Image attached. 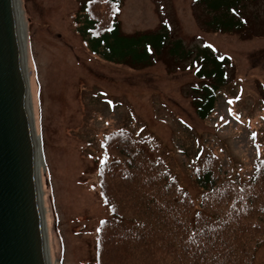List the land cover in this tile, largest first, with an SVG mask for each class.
Returning a JSON list of instances; mask_svg holds the SVG:
<instances>
[{
    "label": "rangeland",
    "instance_id": "1",
    "mask_svg": "<svg viewBox=\"0 0 264 264\" xmlns=\"http://www.w3.org/2000/svg\"><path fill=\"white\" fill-rule=\"evenodd\" d=\"M87 2L20 0L52 264L95 263L97 230L110 216L98 175L101 144L110 133L125 130L155 140L196 200L201 190L192 165L203 154L215 155L227 178L243 180L264 161V4L251 6L249 14L260 21L251 18L255 30L241 35L208 31L194 0H123L111 11L100 2V13H111L124 34L165 26L193 58L208 49L229 59L215 111L201 120L193 105V89L201 85L193 58L164 55L144 68L101 59L77 32L76 17ZM254 264H264V243Z\"/></svg>",
    "mask_w": 264,
    "mask_h": 264
},
{
    "label": "trees",
    "instance_id": "2",
    "mask_svg": "<svg viewBox=\"0 0 264 264\" xmlns=\"http://www.w3.org/2000/svg\"><path fill=\"white\" fill-rule=\"evenodd\" d=\"M102 1L109 11L123 2L88 0L75 20L92 54L133 68L151 66L164 55L172 61L193 58L181 40H171L165 26L124 34L111 13H100ZM263 4L264 0H194L206 16L208 31L241 35L255 30L251 18L255 24L260 21L259 15L249 14L251 6ZM193 63L201 81L193 89V105L198 118L206 120L228 82L230 61L201 49ZM101 148L99 193L110 216L98 227L94 264H254L264 243V161L243 180L227 178L221 161L203 154L192 165L201 190L196 200L151 137L121 130L108 134Z\"/></svg>",
    "mask_w": 264,
    "mask_h": 264
},
{
    "label": "water",
    "instance_id": "3",
    "mask_svg": "<svg viewBox=\"0 0 264 264\" xmlns=\"http://www.w3.org/2000/svg\"><path fill=\"white\" fill-rule=\"evenodd\" d=\"M32 111L16 1L0 0V264L50 263Z\"/></svg>",
    "mask_w": 264,
    "mask_h": 264
},
{
    "label": "bare ground",
    "instance_id": "4",
    "mask_svg": "<svg viewBox=\"0 0 264 264\" xmlns=\"http://www.w3.org/2000/svg\"><path fill=\"white\" fill-rule=\"evenodd\" d=\"M16 1V5H17V11H18V16H19V35H20V39H21V54H22V60H23V64H24V72H25V76H28V71L26 68V42H27V30H26V23L24 21V15H23V11L21 10V6H20V0H15ZM35 138V148H34V154H35V168L37 170V179L38 181L41 182V166H43V156H42V147H41V140L38 137H34ZM43 208H44V203H43ZM44 214H45V208H44ZM50 263L51 262V256L49 258Z\"/></svg>",
    "mask_w": 264,
    "mask_h": 264
}]
</instances>
